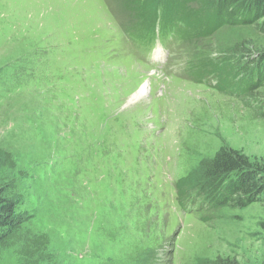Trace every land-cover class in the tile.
Listing matches in <instances>:
<instances>
[{"label": "rangeland", "instance_id": "obj_1", "mask_svg": "<svg viewBox=\"0 0 264 264\" xmlns=\"http://www.w3.org/2000/svg\"><path fill=\"white\" fill-rule=\"evenodd\" d=\"M139 12L0 0V149L16 162L0 183L22 235L48 238L43 264H264V200L210 207L177 189L224 145L264 165V82L249 95L198 73L214 59L241 78L264 52V19L183 27L153 48L151 32L175 27ZM20 244L0 264H24Z\"/></svg>", "mask_w": 264, "mask_h": 264}, {"label": "trees", "instance_id": "obj_2", "mask_svg": "<svg viewBox=\"0 0 264 264\" xmlns=\"http://www.w3.org/2000/svg\"><path fill=\"white\" fill-rule=\"evenodd\" d=\"M130 2L133 3L134 9H138L143 15L144 22H148L147 27L150 23L153 26L157 24L158 20L155 19L157 15L158 19L163 18L167 25L175 27L176 31L178 28L182 30L183 27L184 29L187 27L186 32H190L193 25H202L203 32L211 35L224 26L255 24L258 20L264 19V0H130ZM151 33L155 35L154 32ZM168 33L166 31V36ZM259 57H262L260 63L257 60ZM255 58V62L251 61L252 65L248 63L247 66H241L244 70L241 72V78L237 80H233L237 71L228 68L222 60L204 61L205 65L199 67L198 73L202 79L203 77L207 79L211 75L219 78L218 89L237 82L236 84L241 86V89L239 86L241 92L253 95L264 82V52ZM244 72L250 76L243 77ZM2 167L12 169L16 167L12 153L4 149H0V169ZM177 189L179 197L190 199L191 203H194L195 199V202L201 201L210 207L232 205L243 208L264 200V165L252 160L243 151L224 145L212 158L204 159L194 177L182 182ZM11 191L9 184L0 183V260L3 251L11 248L19 239L24 264H43L45 261L43 253L47 250L48 238L22 235L23 220L18 215V204ZM262 225L264 229V222ZM219 264L238 263L222 261Z\"/></svg>", "mask_w": 264, "mask_h": 264}, {"label": "bare ground", "instance_id": "obj_3", "mask_svg": "<svg viewBox=\"0 0 264 264\" xmlns=\"http://www.w3.org/2000/svg\"><path fill=\"white\" fill-rule=\"evenodd\" d=\"M148 32V31H146ZM168 35L165 37V40H164V47L165 48H168L169 45H168V41L171 40V39H174L177 35V32L181 35L182 33V30L178 28V30H174L173 32L171 30L168 31ZM138 36H142V34H139ZM137 36V37H138ZM149 89V83H147L146 85H144L138 92L135 93L134 97L135 98H138L142 95H144V93L146 92V90Z\"/></svg>", "mask_w": 264, "mask_h": 264}]
</instances>
